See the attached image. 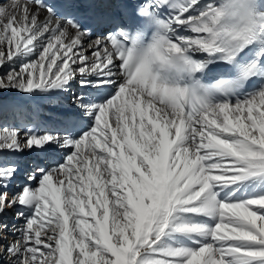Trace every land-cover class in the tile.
I'll return each mask as SVG.
<instances>
[{"label":"snow or ice","instance_id":"6c2138e0","mask_svg":"<svg viewBox=\"0 0 264 264\" xmlns=\"http://www.w3.org/2000/svg\"><path fill=\"white\" fill-rule=\"evenodd\" d=\"M0 69V264H264V0H10Z\"/></svg>","mask_w":264,"mask_h":264},{"label":"bare ground","instance_id":"6f19581e","mask_svg":"<svg viewBox=\"0 0 264 264\" xmlns=\"http://www.w3.org/2000/svg\"><path fill=\"white\" fill-rule=\"evenodd\" d=\"M10 2V0H5V3H8ZM0 70H3V69H0ZM75 87V85H74ZM63 100V98H60ZM56 110L55 108H46V111H49V110ZM47 117V116H45ZM8 118V121L10 122L11 121V116L7 113H3V114H0V125L2 126L0 129V132H3L5 129L4 126L6 124H9V122H6L4 123L3 121L4 120H7ZM54 123V122H53ZM9 130V129H8ZM29 154L25 153L24 155H17V154H14L12 152H8V151H5V152H0V164H8V163H11V162H19L22 166L29 160ZM19 180H22L23 177H18ZM11 191L15 192V191H19V188L15 187V185L12 187ZM16 208H12V209H9L8 210V214L3 217V219L5 221H7L9 224L13 223V222H16V223H22V221H17L15 219V212H16ZM13 237L9 236V240H12ZM8 241H6L5 243H7Z\"/></svg>","mask_w":264,"mask_h":264},{"label":"rangeland","instance_id":"374dc122","mask_svg":"<svg viewBox=\"0 0 264 264\" xmlns=\"http://www.w3.org/2000/svg\"><path fill=\"white\" fill-rule=\"evenodd\" d=\"M2 71H3V70H0V72H2ZM3 122H4V123L9 122V121H8V118H7V120H4ZM1 127H2V126L0 125V129H2ZM5 242H6V241H5Z\"/></svg>","mask_w":264,"mask_h":264}]
</instances>
